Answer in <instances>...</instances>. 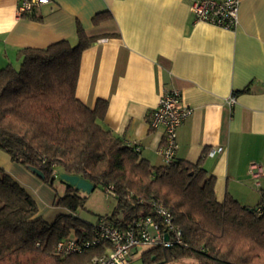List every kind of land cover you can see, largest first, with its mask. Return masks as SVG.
Masks as SVG:
<instances>
[{
	"label": "crops",
	"instance_id": "1",
	"mask_svg": "<svg viewBox=\"0 0 264 264\" xmlns=\"http://www.w3.org/2000/svg\"><path fill=\"white\" fill-rule=\"evenodd\" d=\"M191 2L48 0L30 19L17 15L18 0H0V68L16 66L24 47L62 39L75 45L82 27L96 40L81 54L75 96L90 109L106 101L101 125L161 166L164 130L150 119L160 95L178 89L192 114L178 128L175 158L200 162L215 178L218 201L229 194L253 207L264 190V175L249 172L253 163L264 170V0H239L233 30L194 20ZM101 11L111 18L93 25ZM212 148L220 150L207 155ZM0 168L36 205L41 198L53 202L47 186L1 150Z\"/></svg>",
	"mask_w": 264,
	"mask_h": 264
},
{
	"label": "trees",
	"instance_id": "2",
	"mask_svg": "<svg viewBox=\"0 0 264 264\" xmlns=\"http://www.w3.org/2000/svg\"><path fill=\"white\" fill-rule=\"evenodd\" d=\"M110 18L101 11L92 23ZM76 35L75 45L62 39L21 48L16 66L0 68V150L13 162L39 169L50 186L60 173L78 175L105 193L112 186L116 206L105 218L116 227L153 216V203L162 204L184 245L144 249L143 264L187 258L199 264H264V190L253 207L229 194L218 201L215 178L200 162L175 158L154 166L105 129L100 121L106 101L90 109L75 96L81 54L96 40L80 26ZM60 181L65 191L54 195L53 205L66 211L47 222L28 192L0 168V264H86L105 252L107 244L99 243L67 256L54 253L62 239L91 237L92 226L76 214L85 197Z\"/></svg>",
	"mask_w": 264,
	"mask_h": 264
},
{
	"label": "built area",
	"instance_id": "3",
	"mask_svg": "<svg viewBox=\"0 0 264 264\" xmlns=\"http://www.w3.org/2000/svg\"><path fill=\"white\" fill-rule=\"evenodd\" d=\"M47 2L48 0H18L17 15L38 17V7ZM238 8L239 0H192L189 5L194 20L228 30L235 29L238 24ZM226 102L229 107L233 105L234 95L229 96ZM191 114L192 108L182 103L178 89L173 88L160 95L150 126L164 130L163 141L158 149L163 165H170L175 160L178 128ZM132 148L138 150L137 147ZM219 150L220 148H212L206 154L212 156ZM249 172L253 177L264 175V170L254 163L249 166ZM53 176H57L55 170ZM105 191L108 195H114L112 186ZM153 210V216L135 218L123 228L114 226L105 217H98L92 223L91 237L62 239L56 243L54 253L67 256L81 252L90 245L106 243L105 252L92 257L86 264H130L136 255L141 256L142 251L149 247L184 245L182 231L172 222L171 213L160 203H153ZM256 211L261 213L262 206L258 205Z\"/></svg>",
	"mask_w": 264,
	"mask_h": 264
},
{
	"label": "rangeland",
	"instance_id": "4",
	"mask_svg": "<svg viewBox=\"0 0 264 264\" xmlns=\"http://www.w3.org/2000/svg\"><path fill=\"white\" fill-rule=\"evenodd\" d=\"M21 166L25 169H28L24 165ZM31 173L38 181H40L45 186H47V188L51 191V193H53L54 195L56 193L59 195H63L65 191V185L60 181L59 178L54 179L52 186H50L49 184L44 182L41 178H39L37 175H35V173L33 172ZM81 195L85 197L84 207L79 209L76 212V214L79 218H81L82 220L88 223H93L99 216L105 217V215L110 214L116 206L115 198L111 195L106 194L99 187H95L89 193L81 192ZM51 200L52 199L47 201L41 198L40 204L37 205L38 214L41 215L43 219H45L47 222H52L57 214L65 212L62 209L56 208ZM130 264H143L141 256H139V254L136 255L135 260L132 261ZM168 264H199V263L194 259L187 258V259H177L169 262Z\"/></svg>",
	"mask_w": 264,
	"mask_h": 264
},
{
	"label": "water",
	"instance_id": "5",
	"mask_svg": "<svg viewBox=\"0 0 264 264\" xmlns=\"http://www.w3.org/2000/svg\"><path fill=\"white\" fill-rule=\"evenodd\" d=\"M26 168H28L31 172L35 173V175H37L39 178L42 179L44 177L43 173L36 167L28 165L26 166ZM58 176L60 180H62L68 185L73 186L77 191L89 193L94 189V186L91 183H89L83 178H80L78 175L60 173Z\"/></svg>",
	"mask_w": 264,
	"mask_h": 264
}]
</instances>
